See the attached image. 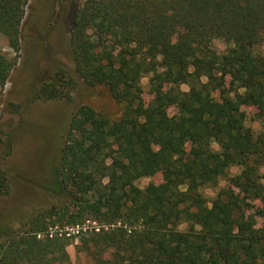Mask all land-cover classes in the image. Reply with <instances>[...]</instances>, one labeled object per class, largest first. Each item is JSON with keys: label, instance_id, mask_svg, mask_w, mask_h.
<instances>
[{"label": "trees", "instance_id": "obj_1", "mask_svg": "<svg viewBox=\"0 0 264 264\" xmlns=\"http://www.w3.org/2000/svg\"><path fill=\"white\" fill-rule=\"evenodd\" d=\"M28 4L0 0V34L15 51ZM72 23L76 73L107 86L123 113L111 120L89 105L76 110L48 186L51 204L0 230V264L68 262L74 243L93 264H264V224L254 227L247 212L260 200L254 214L264 218V127L247 126L239 106L264 117V0H83ZM219 38L230 45L223 53L213 45ZM15 61L0 53V87ZM57 75L34 97L64 96L69 82ZM146 75L148 106L139 102ZM158 172L163 184L137 185ZM222 178L232 185L209 204L201 188ZM9 190L0 167V196ZM88 221L96 226L65 235Z\"/></svg>", "mask_w": 264, "mask_h": 264}, {"label": "rangeland", "instance_id": "obj_2", "mask_svg": "<svg viewBox=\"0 0 264 264\" xmlns=\"http://www.w3.org/2000/svg\"><path fill=\"white\" fill-rule=\"evenodd\" d=\"M82 1L29 0L19 51L11 48L7 38L0 34V53L16 60L7 83L0 87V167L7 171L10 184L9 192L0 196L1 231L18 228L20 221L51 204L48 186L60 161L70 121L81 105H89L111 120L120 118L123 113L124 105L111 96L107 86H91L76 73L70 35L73 17ZM213 45L220 53L230 46L221 38L215 39ZM57 74L69 82L64 84L65 95L35 98V89L43 82L58 78ZM225 80L224 88L228 89L232 79L226 77ZM141 87L139 102L148 106L154 97L148 75L142 78ZM181 89L186 91L189 87L182 84ZM214 96L221 102L220 91H214ZM239 106L245 112L246 125L260 132L264 117L257 115L254 106L244 102ZM176 111L171 107L167 114L171 117ZM185 146L190 147L189 140L185 141ZM214 148L218 149L216 143ZM239 172L240 168L235 165L229 175ZM165 181V175L158 172L150 178L139 179L137 185L144 188L151 182L160 185ZM230 185V180L222 178L217 186H204L201 192L210 204L221 188ZM261 205L260 200L249 203L247 212L254 227L264 224V218L254 214ZM179 228L186 229L187 223ZM75 244L67 248L68 262L54 259L51 264H93L88 255L76 250Z\"/></svg>", "mask_w": 264, "mask_h": 264}, {"label": "built area", "instance_id": "obj_3", "mask_svg": "<svg viewBox=\"0 0 264 264\" xmlns=\"http://www.w3.org/2000/svg\"><path fill=\"white\" fill-rule=\"evenodd\" d=\"M87 225H90L91 227L96 226V222L88 221L83 226L76 225V226H72V227H67V228H65L64 233L66 236H72L74 234H78L81 231V229L86 230ZM96 230H99V228L96 227Z\"/></svg>", "mask_w": 264, "mask_h": 264}]
</instances>
